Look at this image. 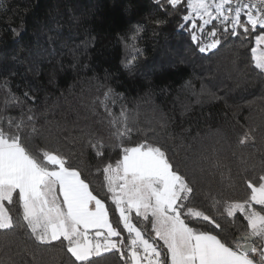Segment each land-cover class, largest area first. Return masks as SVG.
Returning <instances> with one entry per match:
<instances>
[{
    "label": "snow or ice",
    "instance_id": "snow-or-ice-1",
    "mask_svg": "<svg viewBox=\"0 0 264 264\" xmlns=\"http://www.w3.org/2000/svg\"><path fill=\"white\" fill-rule=\"evenodd\" d=\"M150 4V15L130 19L115 32L123 53L120 65L128 77H136L147 60L149 39L169 27L185 35L206 59L231 49L229 75L264 77V0ZM75 6L82 16L88 7ZM65 7L68 21L59 14L38 21L44 44L37 39L29 56L11 55L0 62V249L7 264H17L14 258L19 264H41L52 248L67 255L70 264H100L109 255L118 256L121 264H264V117L237 121L231 136L220 128L191 136L190 127L176 131L175 104L170 111L153 105L142 124L141 102L151 103L150 95L140 102L130 100L126 90L118 91L124 86L121 75L107 69L103 76L95 74L99 65L94 56L102 53L93 19H82ZM123 12L138 15L131 5ZM69 24L82 31L65 30ZM23 31V20L11 28L16 37ZM253 33L249 60L242 50ZM55 57L59 70L92 73L88 79L96 82L98 94L86 105L95 120L78 127L76 135H62L65 129L58 122L53 126L45 120L47 130L40 124L53 106L45 104L41 110L38 85L29 74L39 76L41 65ZM205 79L199 88L192 80L181 86L187 96L180 103L181 115L191 111L192 101L203 105L222 99L213 91L218 87L215 79ZM168 87L159 86L161 95ZM52 137L53 147H42ZM134 137L140 139L133 142ZM189 138L200 142L195 165L187 154ZM113 150L119 151L118 159H111ZM229 159L250 194L239 200L202 196L205 173H220L223 180L227 170L232 182L231 168L222 166ZM89 170L102 176L103 196L92 188L85 174ZM13 205L18 206L15 216L9 207ZM21 231L35 248L15 244L12 237Z\"/></svg>",
    "mask_w": 264,
    "mask_h": 264
},
{
    "label": "trees",
    "instance_id": "trees-1",
    "mask_svg": "<svg viewBox=\"0 0 264 264\" xmlns=\"http://www.w3.org/2000/svg\"><path fill=\"white\" fill-rule=\"evenodd\" d=\"M76 4L87 5V11L82 16V9ZM71 7L72 13L77 16H88L93 19L92 27L95 28L99 41L97 48L102 53L101 56H94L96 75L103 76V69L110 73L121 75V82L124 85L118 91H125L130 100L140 102V98L150 95L151 103L141 102L142 115L141 123L146 118L149 109L159 106L165 111H170L176 105L175 115L177 119L176 131L191 128V136H195L197 131L204 136L208 130L222 129L229 136L232 135L233 126L236 122L245 123L246 118L256 116L258 119L264 117V77L254 74L229 75L230 60L232 51L225 48L212 59H206L201 54L196 53L189 44L185 35L178 34L174 27L160 32L154 40L149 39L147 60L142 64L136 77H128L123 73L120 60L122 51L115 41V32L122 31L127 27L130 19L140 20L150 15L152 5L150 0H0V62L10 59L11 55L29 56L30 51L34 52V42L39 40L45 43V36L41 31L38 21L47 22L51 16L58 14L66 22L69 19L68 9ZM129 5L138 15L134 18L124 14L123 9ZM24 21L26 31L21 35L13 36L11 28H18L21 21ZM71 29L74 32L82 31L79 26L67 25L65 30ZM256 33L250 37V43L242 50L245 59L251 58V48L255 46ZM17 41L19 43H17ZM78 42V41H75ZM35 59V56L32 57ZM51 63L41 65L42 71L39 76L35 73L29 74V79L38 85V95L40 97L41 110L45 104L53 106L52 110L41 118L40 124L47 130L49 127L45 120L50 121L54 126L57 122L65 129L62 135H76V129L85 124L91 123L95 117L87 111L86 105L90 103L93 96L97 95L96 82L89 80L92 73L78 71L64 72L59 70L56 61L59 57L51 58ZM68 58H64L67 63ZM243 67V65H241ZM213 77L218 87L213 91L222 99L211 103L205 102L203 105L192 101L191 111L181 115L180 103L187 100V96L182 90V85L192 80L197 88L201 80L207 82L205 78ZM167 85L168 92L161 95L159 86ZM151 86V87H149ZM83 89V91H82ZM179 98V99H178ZM131 107V104H130ZM211 113V118H209ZM227 113V118L223 115ZM55 130V129H54ZM47 135V131L45 132ZM107 135V132L104 133ZM140 137H134L133 142H137ZM191 144L188 156L195 165L199 162L200 142L187 140ZM41 143V141H37ZM55 144V137L42 143V147L51 149ZM112 160L119 158V151L113 150L109 153ZM96 167L101 166L100 162H93ZM228 165L234 177L232 182L227 180L228 171L223 170L224 179L220 173L208 175L205 173L200 181L201 195L221 200H239L250 194L243 184L241 178L236 175V164L229 160H222V166ZM208 168L209 165L205 164ZM91 181V186L95 192L104 194L102 188V176L95 175L94 170L85 173ZM198 203L207 204V200L198 199ZM15 216L18 206H9ZM15 244L20 247L33 249L35 243L30 240L23 231L12 237ZM19 264V258H14ZM0 261L7 264L4 250L0 249ZM31 264V262H30ZM41 264H70L68 256L61 253L58 248L47 251ZM100 264H121L116 255H109Z\"/></svg>",
    "mask_w": 264,
    "mask_h": 264
}]
</instances>
